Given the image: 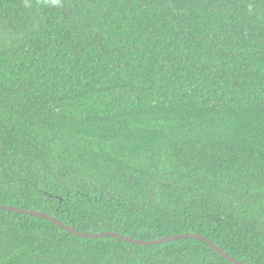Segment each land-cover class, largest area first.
Listing matches in <instances>:
<instances>
[{"label": "trees", "instance_id": "trees-1", "mask_svg": "<svg viewBox=\"0 0 264 264\" xmlns=\"http://www.w3.org/2000/svg\"><path fill=\"white\" fill-rule=\"evenodd\" d=\"M0 206L264 264V0H0ZM0 264L232 263L0 210Z\"/></svg>", "mask_w": 264, "mask_h": 264}, {"label": "water", "instance_id": "water-1", "mask_svg": "<svg viewBox=\"0 0 264 264\" xmlns=\"http://www.w3.org/2000/svg\"><path fill=\"white\" fill-rule=\"evenodd\" d=\"M0 210L30 215V216H34V217H40L42 219L48 220L51 223L57 225L61 229L65 230L66 232L71 233V234H73L77 237H80V238L97 239V238H101V237H113V238H117V239L123 240V241L128 242V243H132L135 245H141V246L159 245V244H164V243L173 242V241L182 240V239H198V240H201V241L208 243L215 251H217L222 257L227 259L230 263H232V264H246V263H243V262L231 257L229 254L225 253L223 250H221L220 248L215 246L211 241L202 237L199 234H180V235H175V236L166 237V238L153 240V241H142V240H135V239L126 237L124 235H121V234H118L115 232H101V233H95V234H88V233L80 232V231L76 230L74 227L67 226L64 223L60 222L59 220L55 219L54 217H52L50 215H47V214L41 213V212H37V211H27V210H22L19 208L7 207V206H0Z\"/></svg>", "mask_w": 264, "mask_h": 264}]
</instances>
